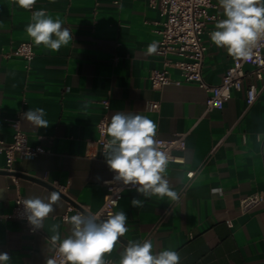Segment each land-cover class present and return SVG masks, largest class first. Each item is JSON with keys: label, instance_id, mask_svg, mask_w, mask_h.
I'll list each match as a JSON object with an SVG mask.
<instances>
[{"label": "crops", "instance_id": "obj_1", "mask_svg": "<svg viewBox=\"0 0 264 264\" xmlns=\"http://www.w3.org/2000/svg\"><path fill=\"white\" fill-rule=\"evenodd\" d=\"M41 9L71 30L73 41L59 52L37 47L27 36L32 11ZM209 12L217 18L208 21L202 33V74L215 85L234 58L210 39L215 24L225 18L218 0ZM163 20L147 0H37L31 11L15 0H0V140H12L9 119L19 115L29 145L47 149L32 159H18L13 171L5 169L0 153V170L7 171L0 172V252L10 256L7 264H46L52 255L51 226L60 225L62 238L69 233L63 218L68 202L90 211L102 205L104 181L112 171L104 148L92 142L98 139L97 123L106 111L103 99L109 101L108 124L116 112H133L157 123V138L187 133L184 161L167 169L180 201L125 190L114 213L126 212L128 232L104 258L118 264L128 241L152 239L156 251L179 252L181 264H264V211H242L239 206L242 197L264 191V75L245 78V84L258 89L249 107L244 91H232L222 108L207 110V93L194 82L153 88L149 75L154 69L165 68L173 80H180L179 70L164 67L161 55L146 54L149 44H157L156 30ZM23 41L33 45L29 61L12 53ZM36 108L45 110L47 128L22 119ZM188 171H194L191 178ZM54 182L65 185V194ZM51 191L60 193V206L38 232L31 233L10 215L18 195L47 197ZM133 197L142 199L143 207H132Z\"/></svg>", "mask_w": 264, "mask_h": 264}, {"label": "clouds", "instance_id": "obj_2", "mask_svg": "<svg viewBox=\"0 0 264 264\" xmlns=\"http://www.w3.org/2000/svg\"><path fill=\"white\" fill-rule=\"evenodd\" d=\"M24 10L31 11L37 0H15ZM224 19L215 24L210 33L211 42L224 48L234 59H252L254 49L264 41V0H218ZM64 21L48 15L44 9L32 11L26 26L27 36L39 47L59 52L73 41L71 30ZM157 52V44L151 43L147 55ZM35 128H47L43 108L29 109L22 114ZM158 125L148 116L133 112L112 114L107 125L110 137L104 145V156L108 168L115 174L113 179L125 186H132L144 198L156 196L163 200L179 202L180 194L173 189L167 178V169L175 158L161 149L157 139ZM257 135V140H260ZM108 183V182H106ZM213 191H218L214 189ZM61 196L51 191L47 197L30 196L21 201L28 223L34 229L44 228V222L60 206ZM134 208L143 207V200L133 197ZM70 225L69 233L63 238L60 225L53 224L50 251L53 255L46 264H109L104 257L111 254L128 232V216L125 211L109 213L106 219L90 212L65 216ZM118 264H181L180 253L172 249L156 251L152 239L142 242L128 241L119 252ZM10 256L0 252V264H7Z\"/></svg>", "mask_w": 264, "mask_h": 264}, {"label": "built area", "instance_id": "obj_3", "mask_svg": "<svg viewBox=\"0 0 264 264\" xmlns=\"http://www.w3.org/2000/svg\"><path fill=\"white\" fill-rule=\"evenodd\" d=\"M149 7L157 9L164 17L160 27L156 30L159 34L157 42V53L163 57L164 67H175L179 70L180 80H173L169 72L163 69H154L149 75L150 84L153 88H161L169 83L179 84L180 82H194L203 88L207 93L206 109L222 108L224 102L230 98L232 91H244L246 106L249 107L256 99L258 89L253 83L245 84V78L254 76L261 79L264 75V41L260 42L252 59L243 61L233 59L231 65L224 72L220 83H207L202 74L203 59L206 47L202 41V33L208 21L215 20L217 16L209 12L214 6V0H147ZM13 54L23 57L29 61L34 56L33 45L30 41L20 42L12 51ZM173 56L174 59H170ZM102 104L105 112L97 123L98 139L92 142L104 148L107 139L109 108L108 99H103ZM158 104L154 102L153 108ZM12 128V140L4 142L0 140V153L5 157V169L13 171L14 163L18 159H32L40 153L47 152L42 146H31L28 143V135L21 127L20 116L16 115L9 119ZM185 132L175 133L172 137L164 139L157 138L161 142V149L168 152L175 158V163L184 161L183 152L186 148ZM194 171H188L187 176L191 178ZM114 173L104 181L105 193L102 205L96 211H90L87 207L76 209L71 202H68L67 211L63 215L69 217V212L77 213L90 212L98 215L100 219H106L109 213L114 214L115 207L125 190L135 189L132 186H125L121 182L113 179ZM16 181V178L13 177ZM108 182V183H106ZM53 186L65 194V185L53 183ZM23 197L17 196L14 200L10 215L22 220L28 231L38 232L27 221L21 201ZM240 209L248 211L254 207H259L264 211V191L248 194L240 199ZM53 255V253H52ZM59 264V257H57ZM109 264H114L109 261Z\"/></svg>", "mask_w": 264, "mask_h": 264}, {"label": "water", "instance_id": "obj_4", "mask_svg": "<svg viewBox=\"0 0 264 264\" xmlns=\"http://www.w3.org/2000/svg\"><path fill=\"white\" fill-rule=\"evenodd\" d=\"M0 172L6 173L7 171L0 170ZM12 174H14V175H16V176H20V177H28L27 175L22 174V173H15V172H12ZM29 178H31V177H29ZM33 179L36 180V181H38V182H40V183H42V184H44V185H47L48 187H50V188H52V189H54L53 187H51L50 185H48L47 183H45V182H43V181H41V180H39V179H36V178H33ZM68 200H69V199H68ZM70 202H71V201H70Z\"/></svg>", "mask_w": 264, "mask_h": 264}]
</instances>
